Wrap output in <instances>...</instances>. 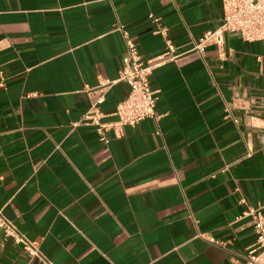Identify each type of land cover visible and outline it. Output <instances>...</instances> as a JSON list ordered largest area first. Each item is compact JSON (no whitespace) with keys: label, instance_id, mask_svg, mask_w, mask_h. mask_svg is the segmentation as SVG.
<instances>
[{"label":"crops","instance_id":"crops-1","mask_svg":"<svg viewBox=\"0 0 264 264\" xmlns=\"http://www.w3.org/2000/svg\"><path fill=\"white\" fill-rule=\"evenodd\" d=\"M220 22V0H0V207L50 263L234 264L253 247L263 47L225 32L190 50ZM116 24L144 64L165 40L176 57L149 74L155 118L102 143L80 118L114 120L127 94ZM0 264L42 263L0 233Z\"/></svg>","mask_w":264,"mask_h":264},{"label":"built area","instance_id":"built-area-1","mask_svg":"<svg viewBox=\"0 0 264 264\" xmlns=\"http://www.w3.org/2000/svg\"><path fill=\"white\" fill-rule=\"evenodd\" d=\"M220 5L221 22L219 27L213 31L204 32L192 43L190 50L202 53L204 48L209 45L221 48L224 33L234 32L244 41H259L263 47L264 55V0H220ZM148 16L152 21H157V18L152 15ZM114 29L120 32L124 44V49L120 54L121 66L118 70L117 80L128 85L127 94L115 105L112 112L115 116L114 120L103 121L96 104H91L80 118V123L92 126L97 139L102 143L108 141V133L118 137L122 127L132 126L145 118H155V91L149 86V74L155 65L171 61L176 57L172 54V45L168 40H165L166 49L158 57V61L155 64H144L140 60L132 36L120 24H116ZM154 32L163 35L164 28L158 26ZM108 84L103 80L99 82L98 86L104 87ZM241 216L250 218L255 233V242L253 247L242 256L241 261L234 264H264V215L257 209L246 207ZM0 233L2 239H10L19 245L29 257L37 259L42 264H52L39 251L37 241L24 237L4 217L1 207Z\"/></svg>","mask_w":264,"mask_h":264}]
</instances>
